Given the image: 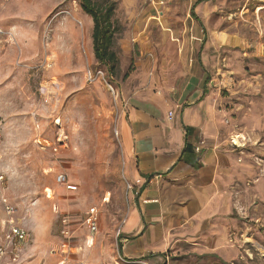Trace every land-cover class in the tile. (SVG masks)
Returning <instances> with one entry per match:
<instances>
[{
	"label": "rangeland",
	"instance_id": "1",
	"mask_svg": "<svg viewBox=\"0 0 264 264\" xmlns=\"http://www.w3.org/2000/svg\"><path fill=\"white\" fill-rule=\"evenodd\" d=\"M96 1L116 5L114 70L95 55L93 18L81 0H0L7 174L0 202L4 194L16 204L31 234L19 264H134L121 257L116 236L137 196L124 169L117 108L136 91L181 89L192 66L206 76V98L222 118L219 137L236 155L233 249L176 251L156 263L264 264V0ZM61 171L79 184L74 194L57 183ZM92 206L99 210L94 233L85 221ZM65 212L80 229L71 245L62 234Z\"/></svg>",
	"mask_w": 264,
	"mask_h": 264
},
{
	"label": "crops",
	"instance_id": "2",
	"mask_svg": "<svg viewBox=\"0 0 264 264\" xmlns=\"http://www.w3.org/2000/svg\"><path fill=\"white\" fill-rule=\"evenodd\" d=\"M192 68L185 85L170 95L136 91L117 108L124 169L137 193L117 227L124 238L118 250L134 264H157L182 250L233 249L236 155L219 137L222 118L206 98V76ZM170 110L174 119L168 118ZM0 206L2 234L6 214Z\"/></svg>",
	"mask_w": 264,
	"mask_h": 264
},
{
	"label": "built area",
	"instance_id": "3",
	"mask_svg": "<svg viewBox=\"0 0 264 264\" xmlns=\"http://www.w3.org/2000/svg\"><path fill=\"white\" fill-rule=\"evenodd\" d=\"M95 79L96 77H94L92 71H90L89 80L93 81ZM109 87L113 90V92H115V88L112 84H110ZM174 117L175 111L170 110L168 112V118L174 119ZM3 139V131L0 125V184H3L7 179V174L1 166V161L4 157L2 150ZM41 140L42 141L40 143L43 145V147H45L46 138H41ZM204 143V140L198 142L195 145V150L201 151ZM56 181L69 191H76L79 188V184L71 179L69 173L64 171L57 173ZM48 195L50 196V194ZM0 203L2 204L6 214V229L2 234H0V264H19L23 256V244L29 240L31 234L29 229L18 220L16 204L9 200L8 196L4 194L1 196ZM55 208L57 209V207ZM98 213L99 210L96 206L90 207L87 211L85 221L91 233H94L98 230ZM62 225V234L67 240L65 243L71 245L76 238V234L73 226V220L71 219L69 212H65L62 215ZM116 236L118 240H124L122 237L121 227L117 228ZM80 264H86V261H81ZM145 264L148 263L145 262Z\"/></svg>",
	"mask_w": 264,
	"mask_h": 264
},
{
	"label": "trees",
	"instance_id": "4",
	"mask_svg": "<svg viewBox=\"0 0 264 264\" xmlns=\"http://www.w3.org/2000/svg\"><path fill=\"white\" fill-rule=\"evenodd\" d=\"M203 0H197L195 5ZM81 6L85 12L93 18V43L96 57L105 64H110L114 70L118 63V56L113 49L115 35L119 28L113 15L116 5L114 2L100 4L96 0H81ZM186 148H190L187 142Z\"/></svg>",
	"mask_w": 264,
	"mask_h": 264
},
{
	"label": "bare ground",
	"instance_id": "5",
	"mask_svg": "<svg viewBox=\"0 0 264 264\" xmlns=\"http://www.w3.org/2000/svg\"><path fill=\"white\" fill-rule=\"evenodd\" d=\"M47 191L49 192V194H50V196H51V195H52V193H53V190H52V189H50V188H48V189H47ZM48 196H49V195H48ZM50 196H49V197H50Z\"/></svg>",
	"mask_w": 264,
	"mask_h": 264
}]
</instances>
